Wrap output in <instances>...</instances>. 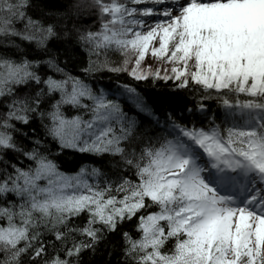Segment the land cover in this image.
I'll return each instance as SVG.
<instances>
[{
    "label": "snow or ice",
    "instance_id": "1",
    "mask_svg": "<svg viewBox=\"0 0 264 264\" xmlns=\"http://www.w3.org/2000/svg\"><path fill=\"white\" fill-rule=\"evenodd\" d=\"M0 264H264V0H0Z\"/></svg>",
    "mask_w": 264,
    "mask_h": 264
},
{
    "label": "trees",
    "instance_id": "2",
    "mask_svg": "<svg viewBox=\"0 0 264 264\" xmlns=\"http://www.w3.org/2000/svg\"><path fill=\"white\" fill-rule=\"evenodd\" d=\"M150 63H152L153 61L149 60ZM151 92L153 93L154 96H156L157 98L166 100L167 97L163 96V93H167L168 89L163 85V83L161 82L160 86L158 89H152ZM106 257H98L99 261H102L103 259H105Z\"/></svg>",
    "mask_w": 264,
    "mask_h": 264
}]
</instances>
